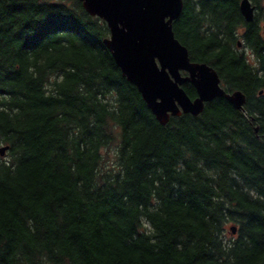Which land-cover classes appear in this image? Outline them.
<instances>
[{"label": "trees", "instance_id": "trees-1", "mask_svg": "<svg viewBox=\"0 0 264 264\" xmlns=\"http://www.w3.org/2000/svg\"><path fill=\"white\" fill-rule=\"evenodd\" d=\"M240 2L184 0L173 29L243 109L163 125L82 1L0 0V264H264V0Z\"/></svg>", "mask_w": 264, "mask_h": 264}, {"label": "water", "instance_id": "water-1", "mask_svg": "<svg viewBox=\"0 0 264 264\" xmlns=\"http://www.w3.org/2000/svg\"><path fill=\"white\" fill-rule=\"evenodd\" d=\"M80 1L88 13L107 23L110 35L103 42L123 76L137 87L161 124L183 113L197 116L207 102L217 97L243 109L245 93L227 92L214 67L192 61L188 48L176 37L173 23L183 11L184 0ZM240 9L246 21L255 19L256 6L252 0H241ZM186 82L196 88L195 98L184 89ZM8 147H0V155ZM231 229L233 234L237 233L236 227Z\"/></svg>", "mask_w": 264, "mask_h": 264}, {"label": "rangeland", "instance_id": "rangeland-1", "mask_svg": "<svg viewBox=\"0 0 264 264\" xmlns=\"http://www.w3.org/2000/svg\"><path fill=\"white\" fill-rule=\"evenodd\" d=\"M261 16H264V9L260 11ZM261 26L262 28L264 27V20L261 21ZM116 145L111 146V148H109L107 150V160H106V164L107 167H110V165H113L115 163V151H116ZM228 236H232L233 234L231 232H229V227H228V232H227Z\"/></svg>", "mask_w": 264, "mask_h": 264}, {"label": "flooded vegetation", "instance_id": "flooded-vegetation-1", "mask_svg": "<svg viewBox=\"0 0 264 264\" xmlns=\"http://www.w3.org/2000/svg\"><path fill=\"white\" fill-rule=\"evenodd\" d=\"M182 73H183L184 75H186V74H187L185 71H182Z\"/></svg>", "mask_w": 264, "mask_h": 264}]
</instances>
